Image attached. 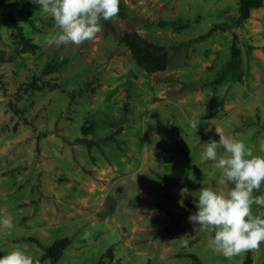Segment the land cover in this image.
Returning a JSON list of instances; mask_svg holds the SVG:
<instances>
[{
    "label": "rangeland",
    "instance_id": "1",
    "mask_svg": "<svg viewBox=\"0 0 264 264\" xmlns=\"http://www.w3.org/2000/svg\"><path fill=\"white\" fill-rule=\"evenodd\" d=\"M30 1L0 0V215L14 222L0 250L22 248L36 264H244L246 251L211 250L187 217L201 188L225 190L214 162L200 160L215 126L257 153L264 138V10L252 18L256 53L242 30L251 13L235 25L239 0H120L94 39L56 46L54 20ZM128 31L164 47V71L138 65L121 41ZM232 45L236 76L225 72ZM178 204L188 212L174 237L159 206L181 213ZM63 238L53 262L46 248ZM249 253L264 262V244Z\"/></svg>",
    "mask_w": 264,
    "mask_h": 264
},
{
    "label": "clouds",
    "instance_id": "2",
    "mask_svg": "<svg viewBox=\"0 0 264 264\" xmlns=\"http://www.w3.org/2000/svg\"><path fill=\"white\" fill-rule=\"evenodd\" d=\"M32 2L39 5L41 15L54 20L58 31L50 33L47 42L56 46L80 45L94 39L102 31L101 22L116 17L120 11V0ZM199 123L198 119L189 121L195 131ZM215 132L219 139L203 143L200 160L214 162L221 171L225 190L201 188L196 195V211L187 219L209 237L207 244L211 250L231 259L264 244V211H253L254 206L264 209V193L256 194L264 184V138L259 140L257 153L243 140L225 135L216 126ZM13 228L12 216L0 215V231L9 234ZM184 243L187 245V241ZM0 252V264H36L34 256L22 248Z\"/></svg>",
    "mask_w": 264,
    "mask_h": 264
},
{
    "label": "trees",
    "instance_id": "3",
    "mask_svg": "<svg viewBox=\"0 0 264 264\" xmlns=\"http://www.w3.org/2000/svg\"><path fill=\"white\" fill-rule=\"evenodd\" d=\"M33 3L32 1L27 2ZM263 5V0H239L238 3V17L235 21V25H240L244 20L250 17L252 9L260 8ZM17 9L21 11L22 7L17 5ZM230 25L226 22H223L219 25H213L203 36H208L216 30H223L228 28ZM122 43L130 51L131 55L138 63V65L147 73H153L157 71H164L167 68V65L170 62L171 56L167 53L162 45L156 44L142 35L137 31H128L124 32L121 36ZM241 64V52L236 45L231 46L230 59L228 60L225 72H230L231 76H236L238 70L240 69ZM160 177L159 181L165 184L171 185H180L187 186L188 189H195L198 187L197 184H192L191 181L185 177L182 181L176 178L163 177L158 174ZM162 210L166 211L170 216V223L164 228L165 231L170 230L171 228H176L173 232L175 235L179 234L182 231V226H179L180 220L184 214L188 212L185 208L178 204V208L182 210L181 213L177 211H172L169 208L161 205L159 206ZM69 238H63L56 240L53 244L46 248V255L49 256L53 262L57 261L64 249L69 245ZM97 262L96 264H98ZM244 264H251V256L249 250L246 251V257ZM261 264H264L262 262Z\"/></svg>",
    "mask_w": 264,
    "mask_h": 264
},
{
    "label": "crops",
    "instance_id": "4",
    "mask_svg": "<svg viewBox=\"0 0 264 264\" xmlns=\"http://www.w3.org/2000/svg\"><path fill=\"white\" fill-rule=\"evenodd\" d=\"M259 10H264V3L263 6L261 8H257V9H253L251 12V17L243 23L242 26V30L243 32H247L249 36H251V39L249 41V45L252 46V53H256L258 52L259 49H257L256 47L261 43L260 40V35L258 34V29L256 30L255 28L257 26H255V24L252 22L254 18L255 13H257V11ZM258 28V27H257ZM257 74H254V78L256 77ZM258 89L260 88L259 86H257ZM78 212H81V210H77Z\"/></svg>",
    "mask_w": 264,
    "mask_h": 264
}]
</instances>
